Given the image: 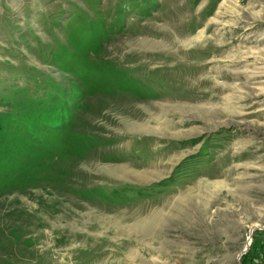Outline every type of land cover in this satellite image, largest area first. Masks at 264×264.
Wrapping results in <instances>:
<instances>
[{"label":"rangeland","instance_id":"374dc122","mask_svg":"<svg viewBox=\"0 0 264 264\" xmlns=\"http://www.w3.org/2000/svg\"><path fill=\"white\" fill-rule=\"evenodd\" d=\"M250 238L264 0H0V264H240Z\"/></svg>","mask_w":264,"mask_h":264},{"label":"trees","instance_id":"16d2710c","mask_svg":"<svg viewBox=\"0 0 264 264\" xmlns=\"http://www.w3.org/2000/svg\"><path fill=\"white\" fill-rule=\"evenodd\" d=\"M250 246H249L248 250L246 251V253L243 254V256H242L243 259L241 261V264H248V261L253 260V258L256 257V256H253L254 255L253 251L259 253L257 248L260 247V245H258L257 247H252V244H250ZM251 249H252V251H251ZM260 249L262 251H264V246H263V248L260 247Z\"/></svg>","mask_w":264,"mask_h":264},{"label":"crops","instance_id":"0c3cea01","mask_svg":"<svg viewBox=\"0 0 264 264\" xmlns=\"http://www.w3.org/2000/svg\"><path fill=\"white\" fill-rule=\"evenodd\" d=\"M253 256H256V255H253ZM255 260H257V261H255ZM262 262H264V251L259 250L258 255L253 258V261L248 262V264H259Z\"/></svg>","mask_w":264,"mask_h":264},{"label":"water","instance_id":"95a60500","mask_svg":"<svg viewBox=\"0 0 264 264\" xmlns=\"http://www.w3.org/2000/svg\"><path fill=\"white\" fill-rule=\"evenodd\" d=\"M252 229H253V228H252ZM250 232H251V231H250ZM250 243H251V242H248V243L246 244L244 250H242L241 253L239 254V257H240L242 254H244L245 251L248 250Z\"/></svg>","mask_w":264,"mask_h":264},{"label":"built area","instance_id":"2783aa9c","mask_svg":"<svg viewBox=\"0 0 264 264\" xmlns=\"http://www.w3.org/2000/svg\"><path fill=\"white\" fill-rule=\"evenodd\" d=\"M251 242V241H250ZM255 261H257V260H255ZM241 264V263H240ZM259 264H264V262H262V263H259Z\"/></svg>","mask_w":264,"mask_h":264},{"label":"bare ground","instance_id":"6f19581e","mask_svg":"<svg viewBox=\"0 0 264 264\" xmlns=\"http://www.w3.org/2000/svg\"><path fill=\"white\" fill-rule=\"evenodd\" d=\"M248 239H249V238H248ZM250 241H251V238H250ZM250 241H249V242H250Z\"/></svg>","mask_w":264,"mask_h":264}]
</instances>
